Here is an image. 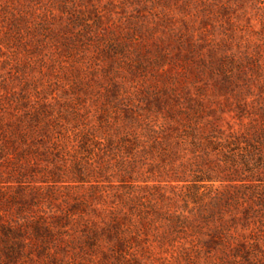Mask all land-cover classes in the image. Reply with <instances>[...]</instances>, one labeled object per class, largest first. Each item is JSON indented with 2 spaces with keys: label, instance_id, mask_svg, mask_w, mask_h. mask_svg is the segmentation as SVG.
<instances>
[{
  "label": "trees",
  "instance_id": "16d2710c",
  "mask_svg": "<svg viewBox=\"0 0 264 264\" xmlns=\"http://www.w3.org/2000/svg\"><path fill=\"white\" fill-rule=\"evenodd\" d=\"M9 1L24 8L13 15L12 21L26 19L25 26L40 48L51 44L58 54L69 56L72 51L101 53L110 59L109 71L116 65V74L124 68L122 65L129 73L143 64L129 57L118 36L106 35L99 7L92 6L91 18L89 10L82 9L76 0H46L42 7V0ZM3 6L8 5L0 0V8ZM92 34L96 43H89ZM187 44L188 52L180 61L184 74L190 65L188 54H193L196 45L192 40ZM203 44L198 46L204 48ZM216 51L211 46L208 59L197 56L190 61L197 66L198 74L207 73L208 80L225 92L226 113L220 108L221 102L216 103V109L207 106L205 87L199 86L194 95L186 88L181 94L174 89L168 92V87L149 91L152 102L145 99L148 105L142 115L134 110L140 109L139 104H124L133 97L116 81L110 89L116 103L126 109L104 121L103 127L90 126L78 132L83 152L72 155L60 146L48 116L39 108L30 107L23 115L0 113V166L11 165L19 187L26 182L50 187L68 182L91 193L89 199L85 195L74 199L61 215L54 214L52 221L43 217L25 220L32 234L43 238L46 245L50 240L56 242L43 249L47 260L38 264H76L71 260L76 253L65 261L58 256L64 251V236L69 235L66 226L79 223L85 245L79 248L86 252L87 264H143L142 259L150 255L149 238L159 245L181 244L178 256L186 261L192 260V251L251 263L258 245L239 241V231L256 223L264 226V68L251 57L246 56L250 62L246 66L235 54ZM117 55L124 57L123 61L116 59ZM170 98L177 99L175 109L164 107ZM153 104L159 112H165L162 122H145ZM217 111L220 115L216 116ZM232 113L238 129L229 122L226 128L216 123ZM82 137L88 138L92 147ZM133 174L145 177L137 181ZM112 178L117 183L110 181ZM138 182L143 185L138 187ZM120 189L125 192L117 193ZM163 189L169 194L161 192ZM110 190L115 194L110 196ZM14 198L7 197L8 201ZM16 225L0 224V239L8 246V259L12 261L20 257L25 240H18L23 229L21 224ZM183 236L192 239L186 241Z\"/></svg>",
  "mask_w": 264,
  "mask_h": 264
},
{
  "label": "rangeland",
  "instance_id": "374dc122",
  "mask_svg": "<svg viewBox=\"0 0 264 264\" xmlns=\"http://www.w3.org/2000/svg\"><path fill=\"white\" fill-rule=\"evenodd\" d=\"M76 1L82 9L89 10L91 18L94 17L92 6L99 7L106 35L118 36V41L123 43L125 50H128L129 57L143 62L142 66L128 73L121 64L124 68L116 74L113 72L116 65H112L109 71L107 62L110 59H106L101 53L95 55L92 52L72 51V56H69L64 52L58 54L51 44L40 48L25 26L26 19L24 22L12 21L13 15L17 16L15 13L24 8L16 1L9 0H2L3 4L8 6L0 8V113L3 111L11 115H23L30 107L39 108L48 116L53 136L71 155L83 152L79 147L81 136L78 138V132L90 126L103 127L104 121L120 116L126 109L114 100L113 91L110 89L113 82L122 83V88L127 94H131V98L133 97L129 103L124 104L130 106L139 104L140 109L136 107L134 110L142 115L146 114L142 109L148 105L145 99L152 100L149 91L156 92L168 87V92L169 89H174L176 93L181 94L182 89L186 88L194 95L199 86L205 87L203 93L207 95L205 98L207 99L205 101H208L207 106L216 109V103L221 102L219 107L226 113L228 106L223 103L225 92H220L218 87L214 86L212 79L208 80L207 73L198 74L197 66L190 60L197 59V56L208 59V48L213 46L217 54L224 51L227 54L233 53L238 59L243 60L245 65L247 63L245 58L248 56L259 61L258 63L264 68V0ZM45 3L46 0H42L40 7ZM90 39L92 42L89 43H96L94 34ZM188 40L194 41L196 45L192 50L194 56L188 54L187 62L190 65L187 66V72L184 74L180 68L184 64L180 61L188 52ZM199 43H204V48L198 46ZM115 58L122 61L124 59L120 55ZM176 100L167 99L164 102L165 109H175ZM182 102L183 99H180V103ZM162 104L160 102V105ZM151 107L153 112L149 113V118L145 122L155 119L162 122L161 117L165 112L162 110L159 112L154 104ZM215 115H220V112L217 111ZM233 116L234 113L225 114V120L216 123L226 128V122H229L238 129V120L232 119ZM82 139L87 146L92 147L91 142L86 141L88 138L82 137ZM7 165L0 166V224L9 223L12 226H17L16 223L21 224L23 232L18 240H25L20 246L22 251L20 257L16 258L17 261H12L8 259V246L0 239V264H38L47 260L42 254L43 249L55 245L56 242L52 244L50 240L46 245L43 238L32 234L33 229L25 223V220L30 219L29 217L35 220L43 217L47 221H52V216L61 215L74 199L82 195L87 198L91 193L88 189L68 182L58 183L54 187L26 182L25 186L22 184L23 186L19 187L16 174L11 170V165ZM143 177L145 176L133 174V178L137 181ZM110 181L117 183L115 178ZM135 184H138V187L143 185L141 182ZM34 187L36 189H31ZM3 191L6 194H2ZM123 191L120 189L117 193ZM115 192L110 190L107 193L111 196ZM161 192L169 194L168 190L163 189ZM8 196L16 199L8 201ZM75 219L77 220L76 216ZM81 228L80 223L66 226L65 230L69 235L64 236L65 240H62L65 247L58 256L59 259L65 261L76 253L71 260H75L76 264H87L88 256L79 248L82 245L85 247ZM239 232H242L239 241L255 242L258 245L251 263L241 261L240 258L227 261L219 259L218 256L216 258L213 254L192 253L187 243L184 247H188L192 260L186 261L178 256L181 244L159 245L157 242H151V238L147 244L151 245L150 251L148 250L149 258L144 257L141 262L143 264H264V226L256 223L249 229ZM0 237H2L1 231ZM55 237L60 239L56 234ZM191 239L187 238L186 241ZM184 240H181L183 244ZM53 251L54 249L50 250L51 253ZM130 264L134 263L130 261Z\"/></svg>",
  "mask_w": 264,
  "mask_h": 264
}]
</instances>
